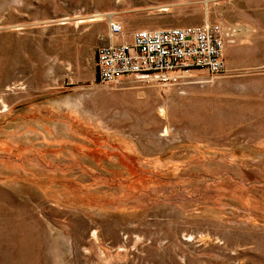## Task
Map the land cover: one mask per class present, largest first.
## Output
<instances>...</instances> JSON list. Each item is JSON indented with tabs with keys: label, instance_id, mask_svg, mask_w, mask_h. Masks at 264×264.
<instances>
[{
	"label": "rangeland",
	"instance_id": "1",
	"mask_svg": "<svg viewBox=\"0 0 264 264\" xmlns=\"http://www.w3.org/2000/svg\"><path fill=\"white\" fill-rule=\"evenodd\" d=\"M112 22L226 70L99 83ZM0 264H264V0H0Z\"/></svg>",
	"mask_w": 264,
	"mask_h": 264
},
{
	"label": "built area",
	"instance_id": "2",
	"mask_svg": "<svg viewBox=\"0 0 264 264\" xmlns=\"http://www.w3.org/2000/svg\"><path fill=\"white\" fill-rule=\"evenodd\" d=\"M235 30L219 23L139 29L130 40L122 25L109 24L110 41L96 48L97 79L116 84L123 77L155 81L159 85H184L199 71L218 75L226 70L224 46Z\"/></svg>",
	"mask_w": 264,
	"mask_h": 264
},
{
	"label": "crops",
	"instance_id": "3",
	"mask_svg": "<svg viewBox=\"0 0 264 264\" xmlns=\"http://www.w3.org/2000/svg\"><path fill=\"white\" fill-rule=\"evenodd\" d=\"M116 40H119V39H116Z\"/></svg>",
	"mask_w": 264,
	"mask_h": 264
}]
</instances>
